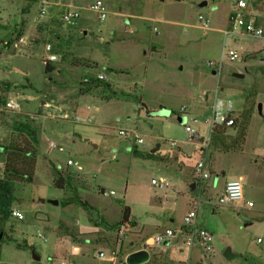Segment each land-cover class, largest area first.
<instances>
[{"label":"rangeland","instance_id":"374dc122","mask_svg":"<svg viewBox=\"0 0 264 264\" xmlns=\"http://www.w3.org/2000/svg\"><path fill=\"white\" fill-rule=\"evenodd\" d=\"M93 1L0 0V97L17 105L0 112V179L6 149L25 142L35 153L32 182L20 177L10 182L8 218L0 219V264L71 261L70 246L79 247L71 264H124L129 246L164 229L175 233L171 245L142 264L151 256H156L152 264H264V254L249 255L264 250V161L254 163L261 159L256 155L264 158V41L222 37L227 0H101L103 20L88 9ZM202 1L206 4L197 7ZM71 9L78 10V18L62 21ZM197 15L208 19L209 31L199 29ZM45 44L56 55L54 62L45 61ZM226 50L239 58L226 61ZM208 61L222 62L220 71L214 74ZM108 68L115 72L107 75ZM201 92L207 93V104ZM213 93L232 103L235 121L209 134L202 121ZM182 106L187 124L209 137L208 148L190 142L175 121ZM160 108L170 113L147 114ZM245 125L238 149V130ZM120 130L135 132L143 142L134 144L130 136L118 135ZM154 145L162 161L142 155ZM200 159L209 174L202 182L192 171ZM238 175L242 201L216 204L222 182ZM159 178L168 182L166 189L150 184ZM123 207L141 226H110ZM12 209L23 218L10 217ZM189 210L212 235L210 253L198 245L182 251L176 246ZM226 248L236 257L226 260Z\"/></svg>","mask_w":264,"mask_h":264},{"label":"built area","instance_id":"2783aa9c","mask_svg":"<svg viewBox=\"0 0 264 264\" xmlns=\"http://www.w3.org/2000/svg\"><path fill=\"white\" fill-rule=\"evenodd\" d=\"M229 10L226 14V22L228 24L226 29L221 31V35L223 38L227 36L235 37L238 35H246L253 38H260L264 41V0H227ZM88 9L94 13H96L99 20H103L106 17V9L105 5L101 0H94L92 4L88 7ZM78 10L71 9L67 10L64 14L61 15V20L64 22L73 21L78 18ZM197 22L199 23L198 27L201 30L209 31V21L207 18H204L201 15H197ZM51 46L49 44H45V51L50 52ZM224 59L228 62H232L235 59H238V54L233 50H226L223 55ZM56 60V55L53 53H49L45 57L46 62H52ZM222 62H212L208 61L207 65L211 67V71L218 73L221 69ZM99 80H105V76L102 74H98L96 76ZM214 94V93H213ZM201 100L204 104H207L208 95L206 92H201ZM211 99V105L207 107L208 115L203 119L202 123L206 127L207 132L212 134L213 131L218 127H227L230 128L234 125L235 118L233 117L234 107L230 101H223L215 94ZM206 106V105H204ZM17 105L12 102L11 99L3 100L0 97V112L3 110H14ZM185 107H180L179 114L180 116L185 117L186 112ZM31 120L35 119V116H29ZM73 120L78 121L76 117ZM195 120V119H194ZM83 122H89V120H85ZM182 129L188 136V140L200 148L206 149L208 148V140L209 137L203 138L198 135V133L192 129L187 122L182 125ZM118 135L122 137L130 136L134 144H141L142 137L138 136L135 132L126 133L122 130L118 132ZM169 146L174 147V141H168ZM53 148H56L58 151H62L60 146H56L53 143H50ZM66 165L71 164V160L68 159L65 162ZM207 162L203 159L198 160L193 166V173L197 177L198 182H202L206 179L209 174L206 170ZM150 184L159 189H166L168 187V182L159 178L158 180L151 179ZM113 192H109L112 194ZM242 185L240 179H234L226 181L222 188V193L217 197L216 204L218 205H229L235 204L238 201H242ZM251 203L248 202L247 206H250ZM10 217L21 220L23 218L22 214L16 210H10ZM178 235L182 237L180 245L177 244V248H192L195 245L200 247L201 252L212 251V235L204 228L199 227L196 224V214L195 210L187 211L181 221V226L177 231ZM174 232L171 229H164L159 232H155L153 235L141 238L137 246L133 249V244L129 246V251L126 253V256L135 251L144 250L148 253L155 249H161V247H166L171 245L170 239L174 236ZM116 236L119 240H123L125 237V233L123 230L118 229L116 231ZM45 240V239H43ZM75 246H71L69 249V257L71 261L73 258L79 254V248H77V252H73L72 249ZM125 256V257H126ZM98 257H102V253H98ZM71 261H63L59 264H71ZM174 264H187L185 260H177Z\"/></svg>","mask_w":264,"mask_h":264},{"label":"trees","instance_id":"16d2710c","mask_svg":"<svg viewBox=\"0 0 264 264\" xmlns=\"http://www.w3.org/2000/svg\"><path fill=\"white\" fill-rule=\"evenodd\" d=\"M47 69H45L46 71ZM47 72V71H46ZM107 72L114 73L115 71L113 69L108 68ZM105 84L107 88H109L108 84ZM141 107H144L141 105ZM246 125L241 127L238 130V149H240L243 141H244V132H245ZM28 130L29 137L33 139L34 141V132L32 130ZM214 133V131H213ZM157 145H154L147 153L142 154L144 157L152 160H158L162 161L160 156H157L155 153L157 151ZM9 152V155H7L4 165H3V179H0V194L2 195V198L4 199L3 203L0 204V219H6L8 218V206L10 204V199H11V186L10 182L13 181V177H20L24 179V182L30 183L32 182L33 179V174H34V166H35V161H34V151L30 147L28 143H23L20 146H14L13 148H8L6 149ZM137 155L138 153H134ZM141 156V154H139ZM21 156H23L21 158ZM28 158L25 159V158ZM8 177L9 179H4V177ZM11 177V178H10ZM56 177L58 179L59 173H56ZM56 179L54 181V187L55 188H61V184L59 181ZM81 208L87 209L89 206L87 203L80 201L79 199H76L75 201ZM68 203H66L67 205ZM91 209V208H90ZM92 210V209H91ZM100 222V221H99ZM129 226L133 227L136 225L134 219L130 215L129 208L123 207L121 210V218L118 222H116L113 225H110L112 227H118V226ZM17 247H22V246H17Z\"/></svg>","mask_w":264,"mask_h":264},{"label":"water","instance_id":"95a60500","mask_svg":"<svg viewBox=\"0 0 264 264\" xmlns=\"http://www.w3.org/2000/svg\"><path fill=\"white\" fill-rule=\"evenodd\" d=\"M206 4L205 1H202L201 3L197 4V7H202ZM258 111H260V105L257 106ZM170 112L164 108H160L158 111H152V112H148V115H151L153 117H161V116H165L168 115ZM175 121L179 124V125H183L186 121L185 117L183 116H176L174 117ZM42 201V200H40ZM51 204H56V201H49ZM1 237V235H0ZM222 256L226 259V260H231L233 258L236 257L235 254H232L229 248H226L223 253ZM33 259L38 260V258L36 256H33ZM148 259V254L146 251L144 250H139V251H135L133 253L128 254L125 259H124V264H142L145 263Z\"/></svg>","mask_w":264,"mask_h":264},{"label":"crops","instance_id":"0c3cea01","mask_svg":"<svg viewBox=\"0 0 264 264\" xmlns=\"http://www.w3.org/2000/svg\"><path fill=\"white\" fill-rule=\"evenodd\" d=\"M201 3V2H200ZM64 26V25H63ZM264 51V50H263ZM45 52H47V51H45ZM46 57V56H45ZM52 62H54V61H52ZM110 74V72H108L107 73V75H109ZM113 74V73H112ZM105 76V75H104ZM106 76H105V81H106ZM107 82V81H106ZM158 146V148H157V152H159L160 151V147H159V145H157ZM259 155V154H258ZM256 157H260L261 159H259V160H257V161H254V163L255 164H258L259 165V163L260 162H262V161H264V158H262L261 156H257L256 155ZM264 163V162H263ZM264 165V164H263ZM262 165V166H263ZM208 169H209V171H211V165L209 164L208 165ZM216 178V177H215ZM232 179H240V180H242V176H240V175H238V176H235V177H233V178H231V179H227V180H224L223 182H222V184L224 185V182H226V181H229V180H232ZM222 185V186H223ZM190 187H191V189H192V185H190ZM223 188V187H222ZM131 217H132V215H131ZM134 219V218H133ZM135 221V223H136V225L135 226H141L136 220H134ZM155 233V232H154ZM71 247V246H70ZM75 247H77V246H75ZM77 248H79V247H77ZM179 251H182L181 249H178ZM163 251H165L164 249H155V250H153V251H151L150 253H148V258H149V256H150V254L152 253H160V252H163ZM151 254V255H152ZM264 254V250H260L259 251V253L258 254H256V255H252V254H249V255H251V256H256V257H261L262 255ZM151 259H150V261H149V263H147V264H152V261L153 260H155V258H156V256L154 257H150ZM148 260V259H147ZM159 260V259H158ZM156 262V261H155Z\"/></svg>","mask_w":264,"mask_h":264}]
</instances>
